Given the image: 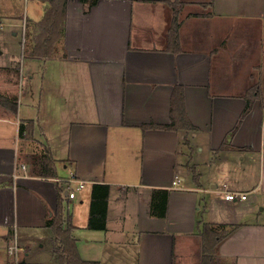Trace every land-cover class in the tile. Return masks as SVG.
Masks as SVG:
<instances>
[{"label": "crops", "instance_id": "0c3cea01", "mask_svg": "<svg viewBox=\"0 0 264 264\" xmlns=\"http://www.w3.org/2000/svg\"><path fill=\"white\" fill-rule=\"evenodd\" d=\"M10 2L0 4V264H59L46 223L60 194L85 261L200 264L208 224L235 228L219 247L226 264H264V0H70L54 55L39 59L33 25L49 4L25 0L30 43L18 56L23 18ZM174 101L193 129L144 128L170 125ZM47 152L52 177L35 173ZM72 179L86 183L74 199ZM95 184L110 188L105 229L88 227ZM155 190L169 191L165 217L152 212Z\"/></svg>", "mask_w": 264, "mask_h": 264}, {"label": "trees", "instance_id": "16d2710c", "mask_svg": "<svg viewBox=\"0 0 264 264\" xmlns=\"http://www.w3.org/2000/svg\"><path fill=\"white\" fill-rule=\"evenodd\" d=\"M47 2L49 6L46 8L43 19L34 23L33 25V42L34 46L30 53L33 58H50L54 55L56 45L62 38L65 31L66 15L68 3L70 0H41ZM82 2L91 1L96 3L99 0H80ZM183 6V5H182ZM181 5L178 8L174 7L177 12L180 11ZM178 29V26H177ZM177 41H178V34ZM255 90H251L248 94V104L243 113L246 116L252 106L254 100ZM0 102L3 99L0 96ZM177 103L174 101L172 108V120L170 125H146L144 128L157 127L161 129L178 130L193 129L194 127L189 121H186V114L183 109L176 107ZM23 133V131L21 130ZM36 166L35 173L39 176L52 177L56 175L53 168V161L49 153L40 157H35ZM109 186L103 184H95L93 187L92 203L89 217L88 227L90 229H105L107 220V208L109 198ZM58 199V206L56 212L47 220L46 226L52 229L55 241V252L58 256L59 264H98L97 262H90L83 260L78 252L77 243L72 234V228L67 225L64 217L63 196L60 194ZM168 190H155L153 194L152 212L155 215L165 217L168 206ZM235 228L230 231L226 229H216L211 225L206 224L203 231L200 233L202 256L200 257V264H226L219 254L220 245L227 239Z\"/></svg>", "mask_w": 264, "mask_h": 264}, {"label": "rangeland", "instance_id": "374dc122", "mask_svg": "<svg viewBox=\"0 0 264 264\" xmlns=\"http://www.w3.org/2000/svg\"><path fill=\"white\" fill-rule=\"evenodd\" d=\"M4 0H0V4L3 3ZM28 3V1H27ZM28 4H26L25 0H14V2H10V9L13 8V11L12 12H16L18 11V14L20 12V16L23 18L22 21H18L17 23L19 24V27L17 29H15L17 32H18V56H21L22 54V51H24V53L28 52V47H29V29L27 27L24 26V28L22 29L21 27V24L22 23H26V13H25V10L27 8ZM17 15V14H16ZM4 22L6 24H10L11 21H6L4 20ZM23 30V31H22ZM33 39V38H32ZM24 48V50H23ZM21 61V57L20 59H18V62ZM199 253V251H198ZM202 256V249L200 251V257ZM19 261H17L18 263Z\"/></svg>", "mask_w": 264, "mask_h": 264}, {"label": "built area", "instance_id": "2783aa9c", "mask_svg": "<svg viewBox=\"0 0 264 264\" xmlns=\"http://www.w3.org/2000/svg\"><path fill=\"white\" fill-rule=\"evenodd\" d=\"M72 182H77V187L75 190L67 191V195L69 198L74 199L76 197L77 191L83 189L86 185L84 181H78L72 179ZM179 183V179L174 182V185H177ZM248 195L245 193H234V192H228L225 195V200L228 202H240L247 200ZM21 251V248L17 245H11L9 246L8 252L9 254L14 258V260L17 262L18 259V253Z\"/></svg>", "mask_w": 264, "mask_h": 264}]
</instances>
